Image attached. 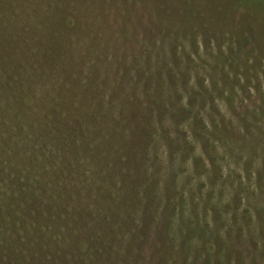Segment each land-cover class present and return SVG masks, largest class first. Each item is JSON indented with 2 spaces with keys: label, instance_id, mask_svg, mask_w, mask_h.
I'll return each instance as SVG.
<instances>
[{
  "label": "rangeland",
  "instance_id": "374dc122",
  "mask_svg": "<svg viewBox=\"0 0 264 264\" xmlns=\"http://www.w3.org/2000/svg\"><path fill=\"white\" fill-rule=\"evenodd\" d=\"M131 1L121 6L131 10L125 19L107 13L106 29L117 28L104 36L102 68L108 83L124 89L118 100L134 93L135 130L126 135L152 137L134 153L141 164L133 199L124 191L111 202L110 227L120 236L104 264H116L117 252L130 264L126 254L139 240L144 251L135 264H209L226 241L235 249L226 264H264L240 257L246 249L252 255L248 242L264 245V0ZM130 83L135 89L125 94ZM127 200L132 206L124 213ZM93 216L99 221L94 207ZM202 235L215 245L203 248ZM5 237L0 233L2 243ZM168 239L177 247L172 255ZM55 240L45 236V256L59 252Z\"/></svg>",
  "mask_w": 264,
  "mask_h": 264
},
{
  "label": "trees",
  "instance_id": "16d2710c",
  "mask_svg": "<svg viewBox=\"0 0 264 264\" xmlns=\"http://www.w3.org/2000/svg\"><path fill=\"white\" fill-rule=\"evenodd\" d=\"M130 3L0 0V218L16 228L14 233L0 226L6 235L5 243L0 240L1 264H104L115 250L120 235L117 225L110 227L116 211L111 202L124 191L133 199L135 167L141 164L134 153L143 152L152 137L126 135L135 130V85L125 91L131 93L126 101L118 100L124 89L116 81L108 83L102 68L104 36L117 28L106 29L107 13L113 10L117 19V14L125 19L131 10L121 6ZM149 117L150 109L141 118ZM130 200L122 203L124 213ZM65 234L69 238L57 242ZM45 236L56 239L52 243L60 249L50 257L44 255ZM213 238L202 235L203 248H212ZM30 242L37 245L35 251ZM139 242L129 246L127 263L142 257ZM168 244L172 255L174 239ZM222 246L221 256L209 264L231 262L235 249L228 241ZM247 246L252 255L242 250L243 261L246 256L264 261V245ZM113 254L122 264L120 252Z\"/></svg>",
  "mask_w": 264,
  "mask_h": 264
}]
</instances>
